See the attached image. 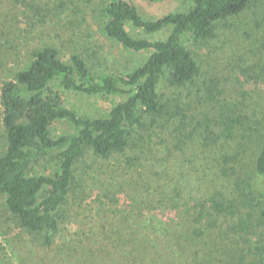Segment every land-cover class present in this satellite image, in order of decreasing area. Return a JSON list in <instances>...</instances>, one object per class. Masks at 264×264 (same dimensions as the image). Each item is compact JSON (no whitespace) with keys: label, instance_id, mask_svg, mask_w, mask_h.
Returning a JSON list of instances; mask_svg holds the SVG:
<instances>
[{"label":"trees","instance_id":"1","mask_svg":"<svg viewBox=\"0 0 264 264\" xmlns=\"http://www.w3.org/2000/svg\"><path fill=\"white\" fill-rule=\"evenodd\" d=\"M183 1L190 4L185 12L151 20L130 0L104 2L101 25L106 36L125 50L147 55L128 73L94 75L81 54L65 55L45 44L31 50L29 63L13 79L0 81V234L5 244L0 243V264L7 253L15 256L11 244L21 242L24 234L45 251L57 236L62 238L52 264H187L200 256L202 264H223L222 256L226 264H242L243 257L251 255L231 251L224 240L221 255L218 239L252 234L264 225V107L250 108L247 101H253L256 90L242 89L247 84L264 87V35L244 55L236 94L219 91L224 104L213 97V107L191 113L190 107L181 108L160 93L163 84L194 82L200 67L192 48L209 43L224 27L235 28L233 20L242 19L251 0ZM16 22V14L0 18V39L13 36ZM127 24L147 34L170 32L166 39L136 38ZM55 88L116 102L105 117H84L66 107ZM233 95L238 102L231 101ZM57 121L71 127L54 136L51 126ZM163 129L169 132L166 139L159 135ZM253 135L260 143L249 156L243 178L239 169L245 142ZM193 138L203 147L214 146L219 156L202 158L200 164L189 158L184 146ZM87 156L115 161L112 167H97L102 175L112 170L102 193L92 197V187L88 197L84 191L88 184L81 181L77 166ZM37 165L49 169L48 174L35 173ZM256 178L261 180L259 192ZM70 196L80 207L90 200L104 211L79 240L63 235L70 224ZM3 224L11 225L7 232L1 230ZM215 232L211 242L216 241L219 258L205 253L207 235ZM101 243L116 256L93 254L92 248ZM45 259L41 257L40 264Z\"/></svg>","mask_w":264,"mask_h":264},{"label":"rangeland","instance_id":"2","mask_svg":"<svg viewBox=\"0 0 264 264\" xmlns=\"http://www.w3.org/2000/svg\"><path fill=\"white\" fill-rule=\"evenodd\" d=\"M106 1L108 0H0V18L4 16L11 18L12 15H17L13 36L0 39V81L13 79L15 73L25 68L29 63L31 50L45 44L55 45L65 55L70 52L81 54L94 75L107 74L116 76L128 73L141 65L147 56L145 52L133 53L125 50L103 32L101 9ZM130 1L135 4L141 16L148 20L170 12H185L190 5L189 2L183 0H166L154 4L140 0ZM38 10H40V14L35 16L34 12ZM241 18L233 20L235 28L233 27L232 30H226L227 28L224 27L219 30L217 36L209 43H201L199 46L192 48L199 63L200 74L194 82L185 86H171L168 82H165L160 93L167 100L178 103L181 108L190 107L191 113H201L205 112L207 108L214 106V102L217 101L213 100V97L222 99L221 103H225V99L218 95L219 91L223 90L225 95L235 93L233 91L237 88V77L240 74V67H243L244 55L251 48V44L264 35V0H251ZM256 24L260 25L259 28H255ZM127 30L133 37L151 40L166 39L170 32L169 29H164L154 34H147L142 30L135 29L130 24H127ZM256 87L254 84H247L242 88L248 91L256 90L257 96L253 98V101L248 98L247 103L250 104V108L264 107V87L262 89H256ZM55 90L62 96L66 107L84 117H105L113 102H116L115 99L110 97L86 96L66 92L59 88H55ZM231 101L238 102L234 95ZM218 103L221 105L220 102ZM214 110L219 112L218 107L214 108ZM241 110L243 114H249L250 112V109ZM250 122H253V120L251 119ZM70 127L68 122L57 121L51 126V131L54 136H58L67 132ZM168 134L167 129H163L159 133L162 139H166ZM256 137L257 135H253L251 140H246L245 142L246 155L243 154L242 168L239 169L241 174H243V178L247 176L245 172L248 170L246 164L250 161L249 156L252 157L255 154V148L260 143V138L257 139ZM192 140L184 148H186L189 158H197L198 164L201 163L202 158L213 160L219 156V150L214 148V146L203 147L195 138ZM154 142L161 141L158 138H154ZM226 143L228 142H222L224 146ZM229 143L232 144L231 146L235 144L233 142ZM231 150L233 149L228 151ZM113 164H115L114 160L103 162L90 156L83 158L77 164L81 168V181L83 180L82 182H85V185L88 184L86 190L82 189L88 193H86L87 197L89 196V191L87 190H90L91 187L90 197L96 191L101 194L102 185L107 186V183L110 182L108 176L112 168L107 169V175H102L98 173L97 167L103 165L109 168ZM48 170L43 165L34 167L35 173L48 174ZM215 170L213 169V171ZM259 182L261 180L258 178L253 182L256 192H259L261 187ZM74 196H70L69 199L71 207L68 208L67 221L70 224L67 225L68 229L65 230L63 235L79 240L82 233H90L88 231L89 228L98 221V216H103L104 211H100L99 205L90 200L84 202L83 206L80 207L78 201H73ZM77 196H80L79 191ZM2 206L3 199L1 197L0 211ZM73 225L81 228L73 230L71 229L74 227ZM9 227L11 225L3 224V229L1 230L7 232ZM12 233H15V231ZM217 234L218 232L207 235L209 239L206 241L208 245L205 247V253L215 258H219L218 251L215 249L216 241L214 240L213 243L211 240ZM21 240V242H12L11 249H14L12 251H14L15 256L10 255V257L9 253H7V256H3L4 261L2 264H40L41 257L46 258L44 264H52V261L58 258L57 249L62 246V238L59 236L55 238V245L46 251L37 247V241L28 235H22ZM218 240L220 254L221 240H224L223 243L228 249L239 253L242 257L246 256L248 251L251 252V255L243 257L242 264L252 262L264 264V225L255 228L252 234H226ZM0 243L4 244L1 234ZM104 248L102 243L98 244V247L92 248L93 254L105 255L110 258L116 256L111 248L108 251H106L107 248ZM196 258L194 261L197 264H202L199 261L201 256ZM222 258L225 259L223 264H226L225 256H222ZM192 260L188 261L187 264H195Z\"/></svg>","mask_w":264,"mask_h":264}]
</instances>
